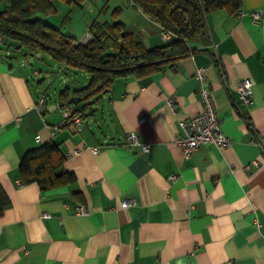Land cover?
<instances>
[{
  "label": "crops",
  "instance_id": "1",
  "mask_svg": "<svg viewBox=\"0 0 264 264\" xmlns=\"http://www.w3.org/2000/svg\"><path fill=\"white\" fill-rule=\"evenodd\" d=\"M112 2L122 15L121 0L57 8L68 12L64 24L74 8L90 17L108 14ZM241 9L243 17L209 13L208 39L174 65L118 78L89 105L80 131L65 106L54 108L63 104L59 94L48 102L38 88L41 71H33L34 88L22 54L0 35V185L10 201L0 216V264H264V18L254 23L249 14L264 9V0H242ZM126 16L127 30L147 46L167 43L163 28L138 10ZM198 68L231 143L204 145L185 158L176 139L184 135L181 123L202 106ZM244 78L253 80L249 107L237 88ZM88 80L84 73L83 86ZM42 95L47 102L39 111ZM131 132L150 153L127 147ZM47 143L60 146L63 167L76 180L42 191L22 184L19 166L27 151ZM132 199L135 205L121 206Z\"/></svg>",
  "mask_w": 264,
  "mask_h": 264
},
{
  "label": "trees",
  "instance_id": "2",
  "mask_svg": "<svg viewBox=\"0 0 264 264\" xmlns=\"http://www.w3.org/2000/svg\"><path fill=\"white\" fill-rule=\"evenodd\" d=\"M54 1L0 0V35L15 44L22 56H48L57 64L89 75L85 86L73 90L66 87L59 93L64 106L74 99V113L81 118L92 102L112 89L118 78H144L194 53V44L209 37V13L221 9L235 13L242 5V0H129L149 20L174 33L166 44L149 47L141 37L129 32L116 14L114 23L94 20L89 27L92 38L77 43L76 38L40 17L57 13ZM56 1L82 7L87 0ZM65 160L56 143L27 151L19 166L22 184L37 183L42 191L72 184L76 177L64 169ZM9 202L0 185V216Z\"/></svg>",
  "mask_w": 264,
  "mask_h": 264
},
{
  "label": "built area",
  "instance_id": "3",
  "mask_svg": "<svg viewBox=\"0 0 264 264\" xmlns=\"http://www.w3.org/2000/svg\"><path fill=\"white\" fill-rule=\"evenodd\" d=\"M97 1V0H95ZM253 22L258 23L262 18H264V9L256 10L249 13ZM238 17H243L245 12L240 9L237 11ZM163 41H170L174 37L172 31L163 29L161 33ZM92 38L90 29L88 28L87 34L83 40H78L77 43H86ZM197 78L200 82L199 92L202 97V106L200 111L191 117L190 119L184 120L181 123L182 130L184 135L176 139V144L183 148L185 158L190 157L194 151L204 145H214L216 147H226L230 145V139L222 131L221 123L218 118V107L211 89L205 86V73L203 68L197 69ZM253 80L251 78L240 79L237 82V88L239 92L240 102L244 106H250L253 103L254 93L252 90ZM47 102V97L42 95L37 103L39 111H42L44 105ZM169 104L172 106V100H169ZM173 107V106H172ZM65 110L68 116V119L71 121L73 127L76 131L82 129V118L78 114L74 113L71 105H66ZM20 121V118H17V122ZM37 139L40 140V136H37ZM126 145L128 148L139 145L142 146L144 153H150L151 148L148 144H143L139 136L134 133H128L126 135ZM101 146H96L92 148V152L96 155L100 153ZM78 153V151H75ZM255 164H258L255 161ZM171 180L176 179V175H171ZM137 201L135 199L125 200L121 203V206L125 209L135 205ZM84 208L80 207L79 211L84 212ZM50 216L45 214L44 217Z\"/></svg>",
  "mask_w": 264,
  "mask_h": 264
},
{
  "label": "rangeland",
  "instance_id": "4",
  "mask_svg": "<svg viewBox=\"0 0 264 264\" xmlns=\"http://www.w3.org/2000/svg\"><path fill=\"white\" fill-rule=\"evenodd\" d=\"M59 2L60 1H58V6H59ZM121 4L123 7L122 15H120L121 12H118L116 10L115 4L112 2L110 4L111 8L109 9L108 14L107 12L101 13L98 11L95 12V14H93L90 17L89 15H87L86 10H82L80 8H74L73 12L69 13L70 19H68V21L64 24H62V18L65 15V13L68 12L64 11L63 7L57 8L58 9L57 13H54L53 15H48V16L42 15L40 17L43 19L45 23L60 28L64 34L68 36H72L77 40H83V38L85 37L88 31V24L92 21L93 18H96L97 16L98 18L100 17L99 19L100 23L101 22L114 23L115 14L118 16L117 18L122 22L124 21V19L126 20L127 18L126 14L129 17L131 15H135L136 9L134 7L133 8L130 7L131 5L129 0H121ZM67 6L71 8L77 7V6H69V5ZM122 17L124 19H122ZM21 61L25 63L26 69L29 71L30 75L33 76V78L31 79V83L34 88L37 87L38 84L36 80L34 81L33 71L34 70L41 71V74L39 75V81H41V84H39L40 87L38 86V88L39 89L41 88L43 92L47 93L48 102L57 101L58 94L68 86L75 89L83 87L85 72L80 70L67 69L68 75L74 77L73 82H68L69 80L65 78L67 77L66 73H63L64 72L63 68H60L62 66H60V64L55 63L53 60L48 58V56H43L42 59H38L28 54L26 57L21 56Z\"/></svg>",
  "mask_w": 264,
  "mask_h": 264
},
{
  "label": "water",
  "instance_id": "5",
  "mask_svg": "<svg viewBox=\"0 0 264 264\" xmlns=\"http://www.w3.org/2000/svg\"><path fill=\"white\" fill-rule=\"evenodd\" d=\"M41 57V55L40 54H38V59ZM69 104H76V102L74 101V99H71L70 101H69ZM64 105L63 104H61V105H59V106H55L54 108L56 109V108H58V107H63Z\"/></svg>",
  "mask_w": 264,
  "mask_h": 264
}]
</instances>
